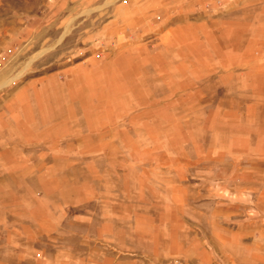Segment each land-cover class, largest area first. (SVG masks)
Listing matches in <instances>:
<instances>
[{"label":"rangeland","instance_id":"374dc122","mask_svg":"<svg viewBox=\"0 0 264 264\" xmlns=\"http://www.w3.org/2000/svg\"><path fill=\"white\" fill-rule=\"evenodd\" d=\"M3 146L0 264H82L113 191L139 264H264V0H0Z\"/></svg>","mask_w":264,"mask_h":264},{"label":"crops","instance_id":"0c3cea01","mask_svg":"<svg viewBox=\"0 0 264 264\" xmlns=\"http://www.w3.org/2000/svg\"><path fill=\"white\" fill-rule=\"evenodd\" d=\"M23 153L21 154L19 149L3 146L0 149V171L17 170L20 172L24 165V160L21 158ZM14 188H17L16 191ZM117 194L116 191H113V197L105 198L108 200L106 204L103 201V209L96 218V229L94 228L96 232L87 234L88 241H83V243H88L90 248H85L83 251L82 264H139V258H148L147 254H138V247L133 245L132 236L135 238L137 233L138 219L145 221V226H152L154 215L136 208L123 210L122 202L119 201L121 197ZM9 195L10 197H8ZM25 197L22 185L10 187L7 180L0 182V204L4 209L0 215V230L8 228L6 229L7 241L2 245V248H11L16 253L18 260L25 259V236L33 235L32 230L27 228L25 222L22 224L19 222L20 219L24 220V214L20 210L24 211ZM82 198L84 202L85 199L83 196ZM5 210L12 213V216ZM8 217H11V222L10 218L7 219ZM150 229L153 230V228ZM122 234L128 235V237L122 239ZM72 259L74 257H71L70 260Z\"/></svg>","mask_w":264,"mask_h":264}]
</instances>
